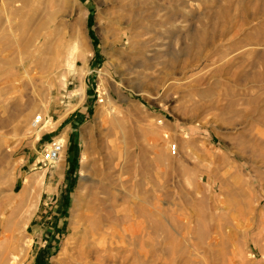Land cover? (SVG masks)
<instances>
[{
    "label": "rangeland",
    "instance_id": "obj_1",
    "mask_svg": "<svg viewBox=\"0 0 264 264\" xmlns=\"http://www.w3.org/2000/svg\"><path fill=\"white\" fill-rule=\"evenodd\" d=\"M74 250L264 264V0H0V264Z\"/></svg>",
    "mask_w": 264,
    "mask_h": 264
},
{
    "label": "built area",
    "instance_id": "obj_2",
    "mask_svg": "<svg viewBox=\"0 0 264 264\" xmlns=\"http://www.w3.org/2000/svg\"><path fill=\"white\" fill-rule=\"evenodd\" d=\"M46 124V120L42 119L41 116H35L31 127L37 130H40L43 128V126ZM173 147V146H172ZM64 153V144L63 142L53 141L51 142L46 149L43 150L41 155V163L43 167L53 165L55 162H57Z\"/></svg>",
    "mask_w": 264,
    "mask_h": 264
},
{
    "label": "crops",
    "instance_id": "obj_3",
    "mask_svg": "<svg viewBox=\"0 0 264 264\" xmlns=\"http://www.w3.org/2000/svg\"><path fill=\"white\" fill-rule=\"evenodd\" d=\"M64 120V119H63ZM52 121V120H51ZM56 120H54V125H56L55 127H59V126H61V123L59 122L58 124L55 122ZM54 127V128H55ZM56 129V128H55ZM36 131H38V130H36ZM55 132V131H60V132H58V135L57 136H52L51 138H48L49 140H48V142H50L51 140H56V139H58V140H61V138H69V136H70V132H71V130H51V132ZM38 132H40V131H38ZM61 137V138H60ZM60 138V139H59ZM39 140H41L40 139V137H39ZM54 140V141H55ZM64 154V153H63ZM63 170H65V166H63V165H58V166H56V168L53 170V172L51 173L52 175H54V174H56L57 173V171L59 172V171H63Z\"/></svg>",
    "mask_w": 264,
    "mask_h": 264
},
{
    "label": "bare ground",
    "instance_id": "obj_4",
    "mask_svg": "<svg viewBox=\"0 0 264 264\" xmlns=\"http://www.w3.org/2000/svg\"><path fill=\"white\" fill-rule=\"evenodd\" d=\"M35 130V129H34ZM65 144V143H64ZM172 149H174V145H173V147H172ZM83 168H84V166H83ZM72 247H75V246H73L72 245ZM78 247H80V243H79V246ZM69 255V254H68ZM81 256V255H80ZM79 256V252H78V250L77 251H73V253L72 254H70V256L69 257H67V260H66V262H64L65 264H78V262L80 261V260H82V259H80L81 257Z\"/></svg>",
    "mask_w": 264,
    "mask_h": 264
}]
</instances>
